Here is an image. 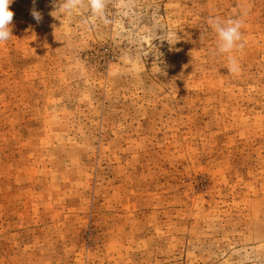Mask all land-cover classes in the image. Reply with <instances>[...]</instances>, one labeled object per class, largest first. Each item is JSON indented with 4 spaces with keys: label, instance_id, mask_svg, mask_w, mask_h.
<instances>
[{
    "label": "rangeland",
    "instance_id": "374dc122",
    "mask_svg": "<svg viewBox=\"0 0 264 264\" xmlns=\"http://www.w3.org/2000/svg\"><path fill=\"white\" fill-rule=\"evenodd\" d=\"M10 10L0 264H264V0ZM209 17L244 21L237 74Z\"/></svg>",
    "mask_w": 264,
    "mask_h": 264
},
{
    "label": "clouds",
    "instance_id": "9594fccd",
    "mask_svg": "<svg viewBox=\"0 0 264 264\" xmlns=\"http://www.w3.org/2000/svg\"><path fill=\"white\" fill-rule=\"evenodd\" d=\"M80 0H60V7L70 9L75 7ZM14 0H0V42L7 41L12 37V24L14 12L10 10V5ZM94 13H100L103 8V0H89ZM35 4V0H33ZM245 12L243 15H246ZM31 15L37 22L42 20V15L35 7L31 9ZM209 27L216 34L215 55H225L227 59V70L231 74H237L240 70L239 61L234 52L242 51L245 47L243 41L242 17L228 18L226 20L219 17H209L207 21Z\"/></svg>",
    "mask_w": 264,
    "mask_h": 264
}]
</instances>
